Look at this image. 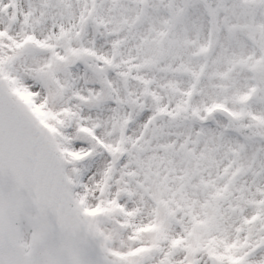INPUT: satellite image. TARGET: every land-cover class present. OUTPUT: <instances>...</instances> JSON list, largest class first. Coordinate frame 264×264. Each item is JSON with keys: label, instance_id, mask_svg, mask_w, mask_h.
I'll use <instances>...</instances> for the list:
<instances>
[{"label": "snow or ice", "instance_id": "1", "mask_svg": "<svg viewBox=\"0 0 264 264\" xmlns=\"http://www.w3.org/2000/svg\"><path fill=\"white\" fill-rule=\"evenodd\" d=\"M0 264H264V0H0Z\"/></svg>", "mask_w": 264, "mask_h": 264}]
</instances>
